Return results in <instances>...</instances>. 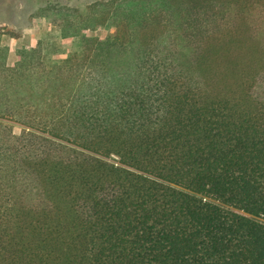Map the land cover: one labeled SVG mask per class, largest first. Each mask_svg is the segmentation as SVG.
I'll use <instances>...</instances> for the list:
<instances>
[{
    "label": "trees",
    "instance_id": "trees-1",
    "mask_svg": "<svg viewBox=\"0 0 264 264\" xmlns=\"http://www.w3.org/2000/svg\"><path fill=\"white\" fill-rule=\"evenodd\" d=\"M58 17L62 62L0 39V264H264V0Z\"/></svg>",
    "mask_w": 264,
    "mask_h": 264
},
{
    "label": "rangeland",
    "instance_id": "rangeland-1",
    "mask_svg": "<svg viewBox=\"0 0 264 264\" xmlns=\"http://www.w3.org/2000/svg\"><path fill=\"white\" fill-rule=\"evenodd\" d=\"M98 0H0V39L10 50L9 64L17 61L20 49H32L39 40H45V59L48 65L64 61L68 56L80 54L81 47L73 38H63L55 25L59 11L78 10L83 13L88 6ZM89 35L104 39L118 36L129 41V31L125 25L89 32ZM15 132H22V125L13 123ZM264 223V219L258 218Z\"/></svg>",
    "mask_w": 264,
    "mask_h": 264
}]
</instances>
